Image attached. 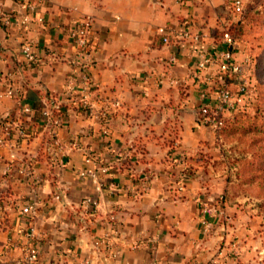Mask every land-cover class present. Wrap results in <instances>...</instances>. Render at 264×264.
I'll return each mask as SVG.
<instances>
[{
  "label": "crops",
  "instance_id": "0c3cea01",
  "mask_svg": "<svg viewBox=\"0 0 264 264\" xmlns=\"http://www.w3.org/2000/svg\"><path fill=\"white\" fill-rule=\"evenodd\" d=\"M214 1L47 0L32 12L0 0L1 259L17 262L28 246L43 264L101 260L95 243L108 234L117 252L110 264H220L219 237L204 234L195 201L220 190L203 158L216 149L215 132L197 117L209 70L198 69L202 57L188 41L167 45L158 33L189 29L214 49ZM80 18L93 25L86 54L69 33ZM10 120L33 137H20L16 124L4 135ZM89 161L99 169L83 179ZM176 162L198 173L182 193L165 170ZM88 199L98 203L93 216ZM33 202L36 214L27 210Z\"/></svg>",
  "mask_w": 264,
  "mask_h": 264
},
{
  "label": "rangeland",
  "instance_id": "374dc122",
  "mask_svg": "<svg viewBox=\"0 0 264 264\" xmlns=\"http://www.w3.org/2000/svg\"><path fill=\"white\" fill-rule=\"evenodd\" d=\"M236 1L238 0H215L207 8L209 11L217 5L221 29H228L233 23L239 22L243 7L248 10L246 26L241 29L242 37L236 39L239 43L236 57L238 62L246 58L250 60V71L245 73L250 79V95L238 112L229 115L232 122L223 137L232 157H227L226 162L212 167L219 174L218 177L210 175L211 167L207 163L209 179L219 180L215 185V188H220L219 192H200L195 194V201L200 205V221L204 234L219 237L215 250L220 264H264V0H240L241 11H235ZM46 2L47 0H44L43 4ZM26 9L29 10L27 7ZM73 24L74 22L71 26ZM244 82H247L246 78L239 80L233 89L237 90V85ZM214 137L216 149L212 147L210 152L203 154L204 161H209V158H222L216 134ZM231 149L236 154L240 151L249 154L246 159L240 160L233 170H230V166L236 163L237 159ZM255 154L261 157H254ZM87 165L79 171V176L83 179L92 176H81L82 171L96 173L99 169L90 162ZM104 169L106 168L102 171ZM184 169L188 171L184 173ZM165 170L171 174L168 184L175 185L178 192L180 184L198 174L179 162ZM227 177L230 178L227 180ZM104 254L103 258L95 260L94 264H110L117 259V256ZM24 257L23 251L17 262L13 261L15 258H0V264H25L21 263ZM33 264L43 263H40L38 256V261Z\"/></svg>",
  "mask_w": 264,
  "mask_h": 264
},
{
  "label": "built area",
  "instance_id": "2783aa9c",
  "mask_svg": "<svg viewBox=\"0 0 264 264\" xmlns=\"http://www.w3.org/2000/svg\"><path fill=\"white\" fill-rule=\"evenodd\" d=\"M23 3L29 11H34L35 7H38L43 4L44 0H19ZM235 11H241L242 5L241 1L238 0L234 3ZM2 6L0 4V10ZM7 24L11 22V17L6 15ZM30 20L29 17L26 18V21ZM92 21L90 18H82L79 21H75L73 26L70 28V37L76 41H78L82 47L83 52L86 54L90 51V47L88 46L89 35L92 30ZM158 33L161 36L162 42L164 44L170 45H178L183 41H188L190 43L189 46L192 50H197L201 57V63L199 64L198 69L206 70L209 72L205 75L204 87L200 91V99L202 101L200 108L197 113L198 120L208 128H210L213 132H216L218 129L224 126V117L227 115H231L235 112H238L242 106H244L248 100L250 95V83L249 78L245 74L246 71H250V60L244 59L242 62L237 61L236 51L239 48V43L236 39H234L230 34H224L220 43L215 47L214 50H209L206 48L205 41L203 39V35L199 32H193L192 30L186 29L183 31H176L169 26L159 27ZM24 53L29 61L35 59L34 51L32 47L27 44L24 48ZM212 68H215L217 71L222 73H227L229 75H235L240 80H245L247 82L241 83L237 85V90L229 87L225 83L222 84L220 81H216L214 79V75L212 73ZM215 85V97L210 96V86ZM9 95H12V91L8 92ZM55 109L60 112V107L56 106ZM26 112H31V108L28 107L25 109ZM45 115L51 117L53 115V110H46ZM56 124L60 125L62 123L61 119H57ZM16 124V123H15ZM13 120L5 123L2 127L1 131L7 137L11 136L13 132V126L15 125ZM18 127V134L20 137H24V131L20 128L19 124H16ZM53 137L56 139V144L58 141V134L53 133ZM90 162V161H89ZM107 171L104 169L103 172ZM81 176H92L95 177V171H82ZM185 183L183 182L178 187L180 192L185 191ZM98 208V203L95 200L88 199L87 200V210L86 213L91 216L94 215L95 210ZM28 211L32 214H36L37 212V203L33 202L29 204ZM206 210V209H205ZM207 211V210H206ZM36 228L35 225L32 224L28 230V237L36 236ZM96 248L101 249L104 253L110 254L111 257L117 256V252L114 249L113 243L110 240L108 234L101 237L96 243ZM24 259L21 263L25 264H33L38 261V253L31 248H24ZM78 264H94L92 259H84ZM155 264V263H152Z\"/></svg>",
  "mask_w": 264,
  "mask_h": 264
},
{
  "label": "trees",
  "instance_id": "16d2710c",
  "mask_svg": "<svg viewBox=\"0 0 264 264\" xmlns=\"http://www.w3.org/2000/svg\"><path fill=\"white\" fill-rule=\"evenodd\" d=\"M255 11V10H254ZM248 14V10L246 8L243 7V11H242V17L241 19L239 20V22H236V23H233L232 25H230V27L228 29H218L214 35L215 37H217L220 41V39L223 38L224 34L228 33L230 34L234 39H240L242 36H241V29L244 28L247 23V16ZM92 32V30H91ZM91 40L88 39V46L91 45ZM215 49V48H214ZM214 49H209V50H214ZM254 77V75H253ZM214 79L217 81H220L223 83H225L226 85H228L229 87L231 88H234L236 83L240 80L237 76L235 75H229L227 73H222V72H217L215 75H214ZM255 79V77H254ZM241 81V80H240ZM232 122V119L229 117V115L225 116L224 117V126L221 127L220 129H218L215 134L217 136V139H218V145L221 149V160H217V159H212V158H209L208 160V164L210 165L211 169V175H213L214 177H218L219 174L212 168L214 167L215 165L217 166L219 163H223V162H226V158L228 157H232V155L229 153V150H228V146L226 144V141L224 140V133L226 131V129L228 128L229 124ZM34 135V131L32 128H27L25 129L24 131V138L25 139H30L32 138ZM232 150V149H231ZM233 151V156H236V159H237V162L236 163H232L231 166H230V170H233L234 168H236V164L240 161V160H244L248 157L249 154H247L245 151H240L238 152V154H236ZM254 157H261L260 155H253ZM209 157V156H208ZM222 161V162H221ZM211 162H213L212 164H210ZM188 170L187 169H184V173H186ZM224 175V174H223ZM228 178L230 177H227V180ZM224 198H226V196H224Z\"/></svg>",
  "mask_w": 264,
  "mask_h": 264
}]
</instances>
